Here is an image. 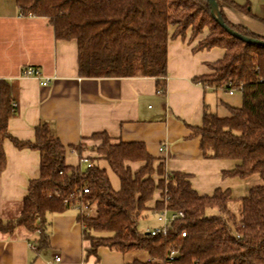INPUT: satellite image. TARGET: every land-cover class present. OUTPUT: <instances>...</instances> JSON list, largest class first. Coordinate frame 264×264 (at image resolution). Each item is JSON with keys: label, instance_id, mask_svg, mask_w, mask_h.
<instances>
[{"label": "trees", "instance_id": "obj_1", "mask_svg": "<svg viewBox=\"0 0 264 264\" xmlns=\"http://www.w3.org/2000/svg\"><path fill=\"white\" fill-rule=\"evenodd\" d=\"M22 16L46 19L54 38L75 41L78 73L84 78L156 79L162 92L166 78L168 29L171 38L192 35L209 28V35L195 50L219 48L221 60L211 64L212 75L194 80L205 87L232 92L240 106L225 105L228 116L205 111L202 123L192 127L191 138L199 139L205 159L233 160L237 165L223 177L246 179L258 175L261 184L252 187L235 211H230V192L216 189L212 195H198L189 176L166 173L162 161L153 158L142 143L114 141L104 134L88 157L90 167L81 169L66 163L72 148L80 156L82 145H63L46 123L35 128L33 142L18 141L7 130L16 113L14 88L0 81V174L4 169L3 142L19 150L39 153V177L29 182L17 217L0 219V235L13 237L17 229L36 235L39 249L48 246L47 217L75 207L87 243L85 258H98L106 248L122 254H146V262L134 264H264V47L246 44L229 35L212 17L207 0H13ZM224 24L245 37L264 40L240 25L230 23L222 13L228 6L253 17L249 3L215 0ZM264 24V19H259ZM80 159V158H79ZM104 163L117 177L111 186ZM132 164H140L133 170ZM86 190V193H83ZM158 198L150 206L155 195ZM181 212L165 237H151L137 231L145 212ZM208 211H214L208 214ZM185 237L181 238V233ZM238 236L236 238L235 236ZM177 254L166 257L170 249Z\"/></svg>", "mask_w": 264, "mask_h": 264}, {"label": "crops", "instance_id": "obj_2", "mask_svg": "<svg viewBox=\"0 0 264 264\" xmlns=\"http://www.w3.org/2000/svg\"><path fill=\"white\" fill-rule=\"evenodd\" d=\"M233 1L239 5L247 1L253 17L222 6L226 19L264 38V24L259 20L264 19V0ZM173 31V27L168 29L166 78L161 92L151 77H81L75 41L56 40L46 19L22 16L13 0H0V81L13 86L16 108L7 123L8 133L18 141L33 142L35 128L46 123L63 145L84 147L80 156L71 148L65 157L78 161L94 157L91 148L99 141L90 138L95 134L142 143L153 158L163 162L166 173L188 175L198 195L228 190V208L235 211L249 190L261 184L259 176L243 180L223 177L222 173L232 170L237 162L205 159L199 139L190 137L192 127L201 125L205 111L214 113L212 107L229 105L219 99L221 89L194 82L213 74L209 66L221 60L224 51L195 50L208 33L192 40L187 31L184 37L174 39ZM27 67L37 68L40 78L21 77ZM44 79L49 80L46 86H42ZM2 147L5 165L0 174V219L9 220L18 216L29 182L39 177L40 157L35 150L15 148L9 140ZM131 166L136 170L140 164ZM157 198L158 194L151 207ZM78 212L75 207L47 217L48 246L44 249L36 245V235L24 229H17L11 238L0 235V264H134L148 260L146 254H122L106 248L98 250L97 259L85 258L87 243L76 219Z\"/></svg>", "mask_w": 264, "mask_h": 264}, {"label": "rangeland", "instance_id": "obj_3", "mask_svg": "<svg viewBox=\"0 0 264 264\" xmlns=\"http://www.w3.org/2000/svg\"><path fill=\"white\" fill-rule=\"evenodd\" d=\"M259 10L260 9H258V12H259ZM191 29L192 28H188L186 30V32L189 31L190 39H192V40L197 38L198 36L204 34V33H208L207 36L209 35V28L208 27H203L202 28V32L196 34V36L192 35V30ZM217 95H218L219 99H222L223 102L228 103L231 106H235V107L236 106H240V99H239L238 95H235L233 97H229V96H227V93L223 92L222 90L221 91L219 90L217 92ZM212 110H213L214 113L218 114L219 116H222V117L223 116H228L227 111L222 106L221 107L218 106L217 108L216 107H212ZM66 163L68 165H71V166H77L78 165V166H80V168L82 170L85 169V167H84L85 165H83V164L80 165L79 161L76 158H74V157L67 158L66 159ZM100 165L106 169V172H107V175L109 177V180H110L112 188L114 190H117L118 187H119V182H118L117 177L113 174V172H111L109 170V168L104 163H100ZM131 168L135 169L136 167L131 166ZM213 213H215V212L214 211H208V214H213ZM155 226H157V222H156V219H155V214L148 211V212L143 213L142 216L139 218V220L137 221L136 229H137V231L139 233L144 234V233H146L147 230H149L151 228H154Z\"/></svg>", "mask_w": 264, "mask_h": 264}, {"label": "built area", "instance_id": "obj_4", "mask_svg": "<svg viewBox=\"0 0 264 264\" xmlns=\"http://www.w3.org/2000/svg\"><path fill=\"white\" fill-rule=\"evenodd\" d=\"M21 77L39 79L40 72L38 71L37 68L27 67L21 71ZM48 81H49L48 79H44L42 81V86H46L48 84ZM228 94L232 95V92H228ZM159 150L161 151L162 148H160ZM79 163L80 165L81 164L85 165L86 168L90 167L89 162L84 157H81L79 159ZM83 193H86V190H83ZM79 212H82L85 215L89 214V211L84 208H79ZM182 218H184V215L181 212H170V211H167L166 209L159 211V212H155V219L157 222V226L147 230L146 234L151 237L158 236V235L165 237L168 233V229L171 226V224ZM184 237H185V232H182L181 238H184ZM235 237L238 238L237 235ZM30 248L35 249V246L30 245ZM176 254H177L176 249L174 248L170 249L166 257V260L172 261ZM55 261L58 262L59 258H56Z\"/></svg>", "mask_w": 264, "mask_h": 264}, {"label": "water", "instance_id": "obj_5", "mask_svg": "<svg viewBox=\"0 0 264 264\" xmlns=\"http://www.w3.org/2000/svg\"><path fill=\"white\" fill-rule=\"evenodd\" d=\"M209 8L211 10V15L215 19V21L232 37L246 43L249 45H257V46H262L264 47V40H256L253 38L245 37L243 35H240L239 33L233 31L232 29L228 28L222 18H221V12L220 8L218 7V4L216 3L215 0H207Z\"/></svg>", "mask_w": 264, "mask_h": 264}]
</instances>
